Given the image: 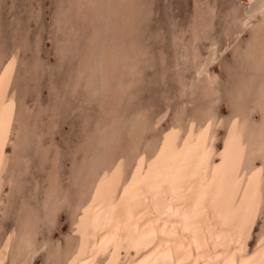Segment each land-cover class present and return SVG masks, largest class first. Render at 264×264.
Instances as JSON below:
<instances>
[{
	"label": "rangeland",
	"instance_id": "rangeland-1",
	"mask_svg": "<svg viewBox=\"0 0 264 264\" xmlns=\"http://www.w3.org/2000/svg\"><path fill=\"white\" fill-rule=\"evenodd\" d=\"M1 72L3 264H67L95 184L122 165L119 194L141 185L204 122L210 177L244 123L237 173L263 182L249 250L264 236V0H0Z\"/></svg>",
	"mask_w": 264,
	"mask_h": 264
},
{
	"label": "bare ground",
	"instance_id": "bare-ground-1",
	"mask_svg": "<svg viewBox=\"0 0 264 264\" xmlns=\"http://www.w3.org/2000/svg\"><path fill=\"white\" fill-rule=\"evenodd\" d=\"M5 79L1 72L0 193L14 112L10 103L14 96H8ZM208 126L204 122L189 131L181 146L176 130L175 139L141 185L136 172L119 194L124 169L118 164L95 184L90 201L75 220L80 241L67 264H264V236L253 249L248 245L258 217L262 178L251 172L245 182L237 173L244 123L233 130L211 177ZM8 246L7 241L0 264Z\"/></svg>",
	"mask_w": 264,
	"mask_h": 264
}]
</instances>
